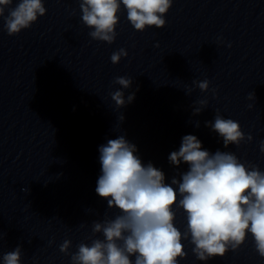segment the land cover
<instances>
[{
	"label": "water",
	"instance_id": "water-1",
	"mask_svg": "<svg viewBox=\"0 0 264 264\" xmlns=\"http://www.w3.org/2000/svg\"><path fill=\"white\" fill-rule=\"evenodd\" d=\"M44 6L46 14L18 35L9 36L0 18V254L20 245L21 264H71L59 251L63 241L76 252L89 242L93 221L118 213L95 188L98 148L119 135L136 145L144 164L164 172L166 183L188 168L168 160L187 134L203 149L231 151L264 171V0H174L165 27L143 32L121 6L112 44L89 36L79 0ZM120 48L128 55L113 64ZM119 76L132 79L122 90L135 99L117 109L110 93L120 89ZM203 80L207 92L193 83ZM200 100L207 107L193 115ZM217 111L253 140L225 148L206 126ZM174 211L184 231L186 214ZM183 243L188 255L180 264H264L251 234L235 252L206 262Z\"/></svg>",
	"mask_w": 264,
	"mask_h": 264
},
{
	"label": "clouds",
	"instance_id": "clouds-1",
	"mask_svg": "<svg viewBox=\"0 0 264 264\" xmlns=\"http://www.w3.org/2000/svg\"><path fill=\"white\" fill-rule=\"evenodd\" d=\"M173 2L79 0V7L82 23L92 29L89 36L112 44L121 6L133 28L143 32L148 27H165L164 17ZM46 11L44 0H0V18L9 36L30 28ZM127 55V50L120 48L110 60L118 64ZM132 82L123 76L115 78L120 89L110 96L117 109L135 99L134 92L125 99L122 90L130 88ZM193 83L202 92L209 90L208 80ZM248 99L255 100V93H250ZM197 103L200 107L193 109V115H199L208 101ZM118 120L122 123L123 115ZM206 126L219 134L225 148L253 140L251 134L245 135L238 121L226 119L218 111ZM259 147L264 153V140ZM98 152L101 174L95 192L107 201L108 209H117L118 213L112 217L106 213L103 221H93L86 237L89 242L79 243L76 252H69L71 240L63 241L59 251L70 256L71 264H180L188 255L183 241L192 245L191 252L197 260L206 262L230 250L235 252L249 234L255 251L264 258V171L258 165L242 162L231 151L212 153L203 149L202 142L192 134L183 136L179 150L169 154L172 165H188L170 183L165 182L162 170L151 162H142L136 145L124 135L108 139ZM175 208L186 214L184 231L175 225ZM4 235L0 231V241ZM21 258L20 245L0 254L3 264H21Z\"/></svg>",
	"mask_w": 264,
	"mask_h": 264
}]
</instances>
